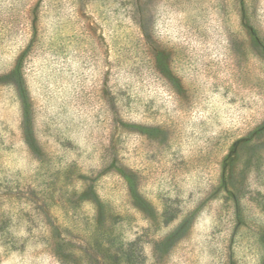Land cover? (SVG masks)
I'll list each match as a JSON object with an SVG mask.
<instances>
[{"label":"rangeland","instance_id":"rangeland-1","mask_svg":"<svg viewBox=\"0 0 264 264\" xmlns=\"http://www.w3.org/2000/svg\"><path fill=\"white\" fill-rule=\"evenodd\" d=\"M263 123L264 0H0V264H264Z\"/></svg>","mask_w":264,"mask_h":264},{"label":"trees","instance_id":"trees-1","mask_svg":"<svg viewBox=\"0 0 264 264\" xmlns=\"http://www.w3.org/2000/svg\"><path fill=\"white\" fill-rule=\"evenodd\" d=\"M251 34L252 36L255 38V40L257 41V38L255 36L254 33H256L252 28H250ZM257 34V33H256ZM154 60L157 66V69L159 70V72L166 76V77H171V73L169 71V63H168V55H166V53L162 52V51H158V52H154ZM23 60H24V55L21 56V58L18 60L19 63V70L22 67L23 64ZM170 75V76H169ZM172 79V77H171ZM141 129L143 130H147L146 127H141ZM150 131H155V127L150 128ZM262 139H264V123L261 126H258L254 131L250 132V134L244 138H240L237 141H235L231 147L230 150L228 152L227 157L224 159L223 161V170L227 169V167H229L230 169V175H233V179L230 181V183H224L223 181H221V183L218 185V187L215 190V194L217 196L219 195H223L226 196L227 199L231 200L233 207L235 209H238L239 207H241V203L243 200V197L240 195L239 192V188L243 187V184L241 183L240 185L238 183H235V176H237V170L240 166L241 163V154L243 153V151H241V148H245L246 146H252L256 149H258L259 147H263V145H261L262 143ZM264 148V147H263ZM225 184V185H224ZM229 184V185H228ZM230 186V188H228ZM245 199V198H244ZM237 215L239 216V214L237 213Z\"/></svg>","mask_w":264,"mask_h":264}]
</instances>
